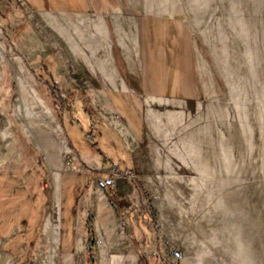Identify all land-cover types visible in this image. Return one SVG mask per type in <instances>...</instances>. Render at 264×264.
Listing matches in <instances>:
<instances>
[{
  "label": "rangeland",
  "instance_id": "374dc122",
  "mask_svg": "<svg viewBox=\"0 0 264 264\" xmlns=\"http://www.w3.org/2000/svg\"><path fill=\"white\" fill-rule=\"evenodd\" d=\"M0 264H264V0H0Z\"/></svg>",
  "mask_w": 264,
  "mask_h": 264
},
{
  "label": "crops",
  "instance_id": "0c3cea01",
  "mask_svg": "<svg viewBox=\"0 0 264 264\" xmlns=\"http://www.w3.org/2000/svg\"><path fill=\"white\" fill-rule=\"evenodd\" d=\"M96 52L97 51H95L94 55L97 56ZM96 56H95L96 64L94 65L95 68L93 67V76L98 78V80L100 79V81H102L104 83V85L108 88L114 87V86H112V83L119 85V83H117L114 80L116 77H115V71H114L113 64H112L111 60L109 58L105 59V60H101L100 58H98ZM98 59L101 60L100 63H98ZM100 81H99V83H100ZM109 81H112V83H110ZM118 85H116V87L119 88Z\"/></svg>",
  "mask_w": 264,
  "mask_h": 264
},
{
  "label": "trees",
  "instance_id": "16d2710c",
  "mask_svg": "<svg viewBox=\"0 0 264 264\" xmlns=\"http://www.w3.org/2000/svg\"><path fill=\"white\" fill-rule=\"evenodd\" d=\"M51 91H52V96L58 101V103H56L54 107L56 108V111H58L57 117L59 119L60 125L65 128L64 113L65 111H68L65 95L63 93V90L58 88L57 86L53 87ZM73 97H75L74 94ZM86 136L92 139L91 136H88V134Z\"/></svg>",
  "mask_w": 264,
  "mask_h": 264
},
{
  "label": "built area",
  "instance_id": "2783aa9c",
  "mask_svg": "<svg viewBox=\"0 0 264 264\" xmlns=\"http://www.w3.org/2000/svg\"><path fill=\"white\" fill-rule=\"evenodd\" d=\"M96 186L100 189H107L113 186V179L112 178H100L96 181Z\"/></svg>",
  "mask_w": 264,
  "mask_h": 264
}]
</instances>
